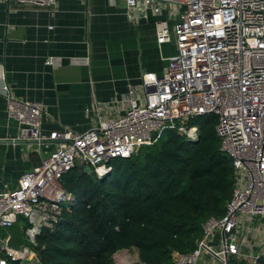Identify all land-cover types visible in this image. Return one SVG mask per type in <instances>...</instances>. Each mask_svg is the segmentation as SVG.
Listing matches in <instances>:
<instances>
[{"label": "built area", "instance_id": "1", "mask_svg": "<svg viewBox=\"0 0 264 264\" xmlns=\"http://www.w3.org/2000/svg\"><path fill=\"white\" fill-rule=\"evenodd\" d=\"M15 1L46 8L57 0ZM122 1L132 19L160 15L164 5H172L155 22V38L159 46H175L162 74L142 73L141 89H128L123 113L100 118L84 131L61 128L45 133L42 126L49 114L43 103L14 97L0 70L5 111L18 126L15 140L47 149L38 165L20 175L15 188L0 191V228L13 226L20 217L28 222L20 249L6 244L9 236L0 239V264H23L25 259L40 264L33 246L43 229L52 230L62 218L63 204L70 198L62 183L67 172L77 167L101 177L111 170L113 158L129 157L141 145L153 143L165 128L195 140L199 128L189 120L211 113L221 149L233 166L234 187L224 214L202 224L196 249L173 253V261L197 264L204 251L222 264H235L229 259L233 255L259 264L264 257V221L250 223L264 218V0ZM217 234L219 250L210 244ZM256 245L262 250L252 257Z\"/></svg>", "mask_w": 264, "mask_h": 264}, {"label": "crops", "instance_id": "2", "mask_svg": "<svg viewBox=\"0 0 264 264\" xmlns=\"http://www.w3.org/2000/svg\"><path fill=\"white\" fill-rule=\"evenodd\" d=\"M171 8L132 19L122 0H57L46 8L0 0V70L14 97L43 103L45 133L84 131L123 113L128 89H141L142 73L162 74L175 46L157 44L155 22ZM17 136L0 94V191L15 188L46 156L44 145Z\"/></svg>", "mask_w": 264, "mask_h": 264}, {"label": "trees", "instance_id": "3", "mask_svg": "<svg viewBox=\"0 0 264 264\" xmlns=\"http://www.w3.org/2000/svg\"><path fill=\"white\" fill-rule=\"evenodd\" d=\"M189 123L199 128L195 140L165 128L129 157L113 158L101 177L77 167L67 172L62 183L70 198L62 218L52 230L43 229L33 246L40 264H113L114 253L131 248L142 264H174L173 253L196 249L204 221L224 214L235 178L215 132L216 116ZM27 226L20 217L0 228V236L25 242Z\"/></svg>", "mask_w": 264, "mask_h": 264}, {"label": "rangeland", "instance_id": "4", "mask_svg": "<svg viewBox=\"0 0 264 264\" xmlns=\"http://www.w3.org/2000/svg\"><path fill=\"white\" fill-rule=\"evenodd\" d=\"M258 221V220H257ZM257 221L254 222V225H256ZM24 241H22L23 243ZM220 243H221V237L220 234H217L213 241L210 243L213 245L216 250L220 249ZM24 244V243H23ZM252 244V242H250ZM262 248L260 246H254L252 250L251 256L254 257L256 254H258ZM245 255H249V250H244L243 252ZM230 261L235 264H247L250 260L247 259L246 256L239 255V256H230ZM113 264H142L139 256L138 251L135 248L131 249H121L113 254L112 256ZM23 264H36L34 261L25 259ZM197 264H222L218 259L212 257L209 253L202 251L200 254V258L197 261Z\"/></svg>", "mask_w": 264, "mask_h": 264}, {"label": "water", "instance_id": "5", "mask_svg": "<svg viewBox=\"0 0 264 264\" xmlns=\"http://www.w3.org/2000/svg\"><path fill=\"white\" fill-rule=\"evenodd\" d=\"M6 244L9 247H11L13 249H17V250L20 249V247H21L19 239H17L16 237H13V236H9L7 238Z\"/></svg>", "mask_w": 264, "mask_h": 264}]
</instances>
